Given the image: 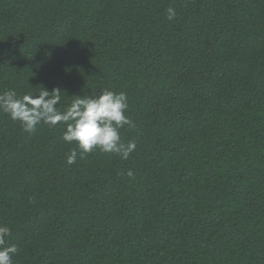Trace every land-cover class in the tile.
I'll list each match as a JSON object with an SVG mask.
<instances>
[{
	"label": "trees",
	"instance_id": "1",
	"mask_svg": "<svg viewBox=\"0 0 264 264\" xmlns=\"http://www.w3.org/2000/svg\"><path fill=\"white\" fill-rule=\"evenodd\" d=\"M8 89L123 91L136 125L69 165L63 124L0 112L13 264H264V0H0Z\"/></svg>",
	"mask_w": 264,
	"mask_h": 264
},
{
	"label": "clouds",
	"instance_id": "2",
	"mask_svg": "<svg viewBox=\"0 0 264 264\" xmlns=\"http://www.w3.org/2000/svg\"><path fill=\"white\" fill-rule=\"evenodd\" d=\"M166 11L169 20L176 17L174 7ZM60 93L56 89L52 93L43 91L36 97L28 94L19 96L14 89H8L0 93V112L18 121L25 132L34 131L41 123L49 126L63 124L61 139L67 144L76 145L67 156L69 165L76 162L78 155L83 159L94 149L114 153L122 160H127L135 151L136 142H125L119 131L125 126L136 127L135 122L126 115L129 104L125 92L104 89L98 96H74L71 104L63 110L57 107ZM126 175L133 177L134 174L129 170ZM10 234L11 229L0 224V264H13L12 257L18 251L15 244L8 242Z\"/></svg>",
	"mask_w": 264,
	"mask_h": 264
}]
</instances>
